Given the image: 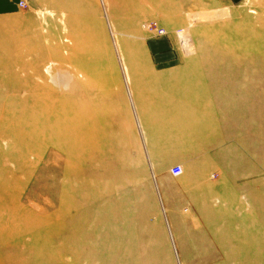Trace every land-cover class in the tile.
<instances>
[{
    "label": "rangeland",
    "instance_id": "rangeland-1",
    "mask_svg": "<svg viewBox=\"0 0 264 264\" xmlns=\"http://www.w3.org/2000/svg\"><path fill=\"white\" fill-rule=\"evenodd\" d=\"M19 1L0 0V264H264V0ZM162 40L241 67L248 172L208 174L210 206L166 209L178 163L139 122L133 60Z\"/></svg>",
    "mask_w": 264,
    "mask_h": 264
},
{
    "label": "crops",
    "instance_id": "crops-1",
    "mask_svg": "<svg viewBox=\"0 0 264 264\" xmlns=\"http://www.w3.org/2000/svg\"><path fill=\"white\" fill-rule=\"evenodd\" d=\"M154 44L158 58L133 60V67H142L133 83L139 122L148 152L152 141L162 139L156 145H162L166 157L159 158L160 152L153 150L152 162L190 166L179 179L189 189L177 187L174 175L161 177L165 207L210 206L215 189L208 174L217 169L229 181L237 173L248 172L241 67L212 64L223 61L219 57H177L167 40Z\"/></svg>",
    "mask_w": 264,
    "mask_h": 264
},
{
    "label": "built area",
    "instance_id": "built-area-1",
    "mask_svg": "<svg viewBox=\"0 0 264 264\" xmlns=\"http://www.w3.org/2000/svg\"><path fill=\"white\" fill-rule=\"evenodd\" d=\"M28 2L29 0H20L19 1V6L21 7H27L28 6ZM150 31L152 32H156L158 35H167V31L165 30L164 27L158 25L156 23V21L154 22H151L149 24H147L146 26ZM183 166L179 165V164H174L171 168V173L172 175H175V176H179L183 173Z\"/></svg>",
    "mask_w": 264,
    "mask_h": 264
},
{
    "label": "bare ground",
    "instance_id": "bare-ground-1",
    "mask_svg": "<svg viewBox=\"0 0 264 264\" xmlns=\"http://www.w3.org/2000/svg\"><path fill=\"white\" fill-rule=\"evenodd\" d=\"M51 67H52V65L50 64L47 68H46V72L47 73H50V71H51ZM81 76V75H80ZM51 79L52 80H54V77L53 76H51ZM66 79V78H65ZM61 80V79H60ZM54 81H56V80H54ZM66 81H67V79H66ZM58 84H60L59 82H58ZM64 84V86H66V88H67V86H68V84H69V81H67V82H65V83H63ZM61 85H62V83H61ZM35 88V87H34ZM45 88H47V89H51V88H48L47 86H41V91H42V89H45Z\"/></svg>",
    "mask_w": 264,
    "mask_h": 264
}]
</instances>
